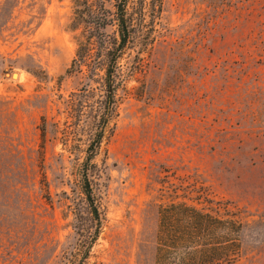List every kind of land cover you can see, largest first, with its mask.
Here are the masks:
<instances>
[{
	"label": "rangeland",
	"instance_id": "obj_1",
	"mask_svg": "<svg viewBox=\"0 0 264 264\" xmlns=\"http://www.w3.org/2000/svg\"><path fill=\"white\" fill-rule=\"evenodd\" d=\"M147 4L129 5L139 31L95 158L105 221L86 264H156L172 199L238 209L237 264H264V0H163L154 18ZM78 7L0 0V264H76L93 230L79 173L117 33L72 68Z\"/></svg>",
	"mask_w": 264,
	"mask_h": 264
},
{
	"label": "trees",
	"instance_id": "obj_2",
	"mask_svg": "<svg viewBox=\"0 0 264 264\" xmlns=\"http://www.w3.org/2000/svg\"><path fill=\"white\" fill-rule=\"evenodd\" d=\"M113 1L112 11L106 2ZM142 6L146 0H140ZM131 0H78L75 9V28L84 25L78 41L77 57L72 68L88 64L108 41L106 28L116 26L117 38L105 54L101 99L97 101L93 131L87 148V156L79 173V181L85 209L93 230L88 232L87 245L82 258L76 264H86L89 252L100 236L105 213L102 197L96 187L95 158L99 154L106 129L116 113V92L119 87L118 62L126 48L134 42L139 31L138 22L129 12ZM163 0H148L149 11L154 18L162 10ZM144 9L141 11L143 13ZM78 26V27H76ZM207 202L214 203L212 199ZM216 207H205L186 200L172 199L159 206L156 264H237L242 256L244 222L238 209L227 202L216 201ZM77 230L85 229L78 225ZM83 230V231H82Z\"/></svg>",
	"mask_w": 264,
	"mask_h": 264
}]
</instances>
